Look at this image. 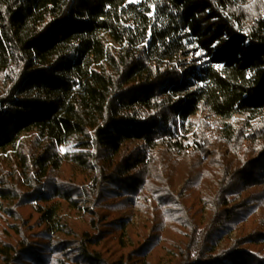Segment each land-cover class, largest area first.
Returning a JSON list of instances; mask_svg holds the SVG:
<instances>
[{
  "label": "trees",
  "instance_id": "1",
  "mask_svg": "<svg viewBox=\"0 0 264 264\" xmlns=\"http://www.w3.org/2000/svg\"><path fill=\"white\" fill-rule=\"evenodd\" d=\"M263 112L264 0H0V264H264Z\"/></svg>",
  "mask_w": 264,
  "mask_h": 264
},
{
  "label": "rangeland",
  "instance_id": "2",
  "mask_svg": "<svg viewBox=\"0 0 264 264\" xmlns=\"http://www.w3.org/2000/svg\"><path fill=\"white\" fill-rule=\"evenodd\" d=\"M204 119V121H206L207 123L211 124L213 121L219 120L221 122V120L219 118L213 117V116H209L208 114L204 113V112H198L196 115L192 116L190 119L191 121H195L197 119ZM259 118H264V112L259 116ZM245 120V118L243 116H236L234 118H232L231 120H228L227 122L232 123L234 125H237L238 123H241ZM224 122V121H223ZM191 127L192 130L195 131L198 127V125L196 123H192L191 122ZM214 125V124H212ZM30 136L29 135H22L21 139L22 141L29 139ZM73 146L70 145H62L59 147V151L61 153H65L67 150L70 151H74L72 149ZM226 149H224L223 151H225ZM11 151H8L7 154H9ZM213 155L210 156H203L201 158V160L199 161L198 165H193V163H191L190 161H188L187 159H182L180 156H176V155H172V154H166L164 155V159L166 161V165H167V169H169V174L165 175L166 177L162 178V180L160 179V183L161 185H164V182L167 181H171V187L174 189V191L178 190L179 187L181 186V184L190 176L194 175L195 173H202L203 170H201L200 168L203 167L206 163L211 162L209 164V168L212 169L210 171H216L218 168V163H216V161H218V154H215L213 157ZM229 156V155H227ZM166 169V170H167ZM206 172V171H205ZM147 212H146V211ZM152 210V208H150L149 206H147V208L144 209H137L136 205H132L131 207V211H130V216H131V222L135 223L136 225L138 223H143L144 221H147L148 218L151 221V223H154V219L150 218V211ZM148 213L149 216H148ZM153 215V214H152ZM248 229V227H246ZM245 228V229H246ZM236 231L232 232L230 234V237L235 236ZM158 260L160 263H164L167 259V256L165 253L160 252L158 254Z\"/></svg>",
  "mask_w": 264,
  "mask_h": 264
}]
</instances>
